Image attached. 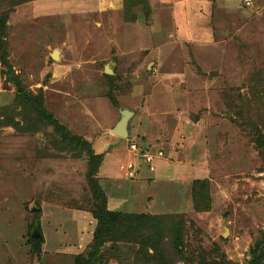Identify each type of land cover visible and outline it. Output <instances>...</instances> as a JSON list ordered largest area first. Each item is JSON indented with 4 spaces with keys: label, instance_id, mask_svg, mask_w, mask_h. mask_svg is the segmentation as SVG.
Instances as JSON below:
<instances>
[{
    "label": "rangeland",
    "instance_id": "1",
    "mask_svg": "<svg viewBox=\"0 0 264 264\" xmlns=\"http://www.w3.org/2000/svg\"><path fill=\"white\" fill-rule=\"evenodd\" d=\"M68 3L55 1L63 11L52 19L9 14L0 104L13 100L6 78L16 76L95 153L113 147V170L96 176L107 209L183 224L189 261L169 244L165 264H247L264 235V0H105L84 25ZM111 98L134 111L129 141L113 145ZM58 138L0 127V264H75L95 250L94 264H161L137 251L146 231L119 226L95 246L87 158L59 150ZM128 142L162 152L154 171ZM131 162L140 175H128ZM205 179L209 207L196 210ZM128 192V206L115 204Z\"/></svg>",
    "mask_w": 264,
    "mask_h": 264
},
{
    "label": "trees",
    "instance_id": "2",
    "mask_svg": "<svg viewBox=\"0 0 264 264\" xmlns=\"http://www.w3.org/2000/svg\"><path fill=\"white\" fill-rule=\"evenodd\" d=\"M25 1L28 0H0V60L4 65H7L9 71L11 70V66L7 59V41L5 38L9 28V24L7 23L8 17L9 14L13 12L16 4L18 5V3L20 4ZM6 80H13L16 92L10 103L0 104V127L12 126L15 130L23 133L44 131L46 134H56L59 136L57 141L59 150H69L72 153L78 154L84 153L86 156V175L94 198L90 211L97 221L92 236L95 246L98 247L102 245L104 241L111 238L117 227L123 226V229H126L124 234H127L131 230L147 232L141 236L139 240L140 246L137 248L143 261H155L165 264L163 261V258H165V251L170 249L168 246L171 245L174 250L171 249L173 252H176L184 261H189L188 257H186L187 254L184 251L185 245L181 234L183 224H178L176 222L177 220L171 221L170 223L165 221L163 217H160L159 215H155L157 219L152 221L151 218L153 216L149 214H128L126 212L108 210L106 194L98 185L96 179L102 155L95 153L89 142L83 137L72 133L67 126L61 124L58 119L54 117L52 112L49 111L44 104L43 91L39 90L37 93H34L25 88L22 85L21 80L16 76H9ZM113 102L115 105L117 104V101L113 100ZM259 144H264V140H259ZM201 187L205 188L201 189L203 192H201L200 199L197 198V195L196 197L193 195V205L196 210H203L209 207L206 200L208 195V182L206 179L200 181V188ZM203 202L207 204L203 205ZM177 225L180 226L178 229ZM167 233H176V235L174 234L175 236H171V239L166 241L164 240V237ZM30 240L34 242L33 249L38 251L42 243V237L32 235L30 236ZM149 249H151V252H149ZM95 253L89 254L88 258L83 256L78 257L75 264H94ZM250 254L251 257L247 264H264V235L255 242ZM99 256L100 255L98 254L96 258ZM210 264L226 263L212 261Z\"/></svg>",
    "mask_w": 264,
    "mask_h": 264
},
{
    "label": "crops",
    "instance_id": "3",
    "mask_svg": "<svg viewBox=\"0 0 264 264\" xmlns=\"http://www.w3.org/2000/svg\"><path fill=\"white\" fill-rule=\"evenodd\" d=\"M55 1L64 2L65 0H29V1H25V2H22V3H20V4L15 6V9H14V11H13L11 16L12 17L15 16L16 18H23V17H26V16H32V18H38V17H41V18L48 17L49 19L55 18V17L59 16L58 13H61L63 11V9H62L63 7L62 6H58V8H57V7H55V5H52L53 3H55ZM104 1L105 0H96V1L95 0H69L68 4H69V8L72 9V11L70 13L71 14L73 13L75 15V18H77L79 22L83 23V22H86L87 20H89L88 18L91 19V18H94L93 16L99 15L98 11L104 9V7H103ZM118 2H122V0L121 1L120 0H107L108 6L111 5L112 7H116V8L119 9L120 5H118L119 4ZM60 7H62V8H60ZM114 11H116V10H114ZM65 16L67 17V18H65V23H67V24L71 23L69 21H71L70 19H72L71 18L72 16L71 15H65ZM62 25H64V24H62ZM83 25H84V23H83ZM62 27H64V26H62ZM48 28L52 29L51 26H49ZM48 35H49V32H48ZM54 54L56 55V53H53V55ZM114 106L117 107V110H118V113H119V117L115 120L113 126L120 119V112L119 111L121 109L127 108V109L131 110L134 113V111L131 108H129V107L125 106V105L122 106L119 103H117ZM133 113L131 114V116L129 117L128 122H127V136L126 137H120V136H117V135L113 134L111 132V129L113 128V126H112V128L110 129V134H109V136H110L109 144L113 145L116 142V139H121V138L122 139L126 138V140L129 141V123H130V121L132 119ZM150 115H151V113H150ZM150 115H148L147 119L151 118ZM103 137H104V135L100 136L99 139L102 140ZM128 143L126 144V146H128ZM94 148H95L96 152H98L97 149H96V145H94ZM111 150L113 151V147H112V149H109V151H107V153L103 154V156H102L103 160H102L101 165H99L98 172H97L96 176L101 177L100 173L103 170L104 171L113 170L114 162L111 161V155H110L111 152H112ZM109 155H110V157H108ZM107 158H108V160H107ZM157 158H159V157H155L153 159L154 168L152 170H150L149 167H148V169L150 171H154L155 170L154 160L157 159ZM109 162H111V163L109 164ZM143 163L146 164V162H143ZM146 165L148 166V164H146ZM138 166H140V164ZM138 166H137L136 171H137V175H140L139 174L140 171H138L139 170ZM135 167H136V165H135ZM114 172H111V173H114ZM109 175H112V174H109ZM144 175H147V174H144ZM155 175H157V174H155ZM99 180H101V179H99ZM114 182L117 184L116 180ZM126 183H127V179L124 182H122V184H126ZM128 194H129V192L127 193V195H125V196H123V198H121V201L119 200L115 204L119 203V206H124V207L128 206L129 205L128 204L129 202L127 200ZM118 210H121V209H118Z\"/></svg>",
    "mask_w": 264,
    "mask_h": 264
},
{
    "label": "built area",
    "instance_id": "4",
    "mask_svg": "<svg viewBox=\"0 0 264 264\" xmlns=\"http://www.w3.org/2000/svg\"><path fill=\"white\" fill-rule=\"evenodd\" d=\"M245 1L246 4H250V0ZM128 147L131 149L139 150L141 160L148 164L150 170L154 168L153 159L155 157L161 156L162 154L160 150L152 153L147 146H145L144 144H137L136 142H129ZM127 171L129 176H134L136 174V167L132 162L127 165Z\"/></svg>",
    "mask_w": 264,
    "mask_h": 264
},
{
    "label": "water",
    "instance_id": "5",
    "mask_svg": "<svg viewBox=\"0 0 264 264\" xmlns=\"http://www.w3.org/2000/svg\"><path fill=\"white\" fill-rule=\"evenodd\" d=\"M119 112H120V119L113 126V128L111 129V132L117 136L126 137L127 136V122L133 112L127 108H123ZM36 234H38V232H36ZM36 234H33V235L35 236Z\"/></svg>",
    "mask_w": 264,
    "mask_h": 264
}]
</instances>
